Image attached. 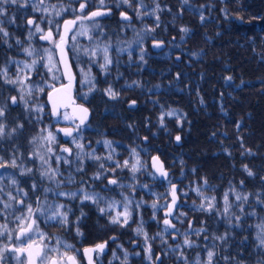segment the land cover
<instances>
[{"label": "trees", "instance_id": "trees-1", "mask_svg": "<svg viewBox=\"0 0 264 264\" xmlns=\"http://www.w3.org/2000/svg\"><path fill=\"white\" fill-rule=\"evenodd\" d=\"M31 2L29 0L26 8L6 6L3 26L10 35L4 37L0 33V68L7 65L10 75L17 71L13 60L30 62L33 58L25 54V47L31 46L38 53L53 47L40 39L42 33L34 31L35 24L45 32L52 28L56 36L57 22L62 32L63 21L74 19L81 13L70 9H78L83 0H44L48 12L33 11ZM156 2L162 10L155 15H144L145 11L154 9V0H144L145 8L140 7L139 0H130L131 7L122 0H105L103 5L100 0H88L85 12H111V15L101 16L95 21L112 45L109 54L113 64L106 74L83 54L81 49L94 48L97 42L102 45L104 41L89 39V35L94 36L96 31L91 27L92 20L80 21L75 31L83 24L89 28V34L77 37L76 50L72 48L71 39L67 46L77 78L75 98L91 112L89 122L81 127L82 139L78 141L84 145L83 151L72 143V138L66 141L56 131L58 127L70 125L61 118L57 123V118L50 114L46 95L50 89L47 85L58 88L66 83L56 53L52 71L47 68H40L39 74L33 71L29 81L37 84L46 82L45 93H34L30 99L32 104L38 97V103L45 105L44 112L40 114L43 119L37 122V113L26 111L22 104L13 106L6 119L8 130L17 124H23V128H19L11 138L0 140V155L5 159L15 156L21 167L31 168L32 172L20 176L18 169L7 168L0 169V175H15L32 201L37 196L43 199L42 189L48 187L66 192L83 188L100 193L107 201L122 202L124 196L132 200L129 205L131 217L126 225L120 226L110 223L109 217L122 211V206L102 214L97 205L89 201L81 204L80 199L70 200L53 192L47 193L49 203H63L73 209L66 227L45 223L43 217L38 221L39 229L54 244L57 239L66 242L63 236L67 235L76 240V228L79 227L83 245L115 237L111 250L112 256L115 252L119 257H113L116 260L124 259L125 251L129 254L127 260H133L147 252L149 255L150 249L153 259L150 264H155L157 256L163 259V264H184L179 256L182 250L188 264H192L197 256L206 261V249L212 248L215 252L213 264H264V249L257 246L256 239L259 225L264 223V203L258 202L264 200V0H189V5L185 6L181 0ZM51 5L56 6L55 10ZM61 7L67 10L56 16ZM121 12L130 19L124 20ZM157 15L159 21L155 18ZM9 18H14L15 22L8 23ZM28 19L35 23L28 25ZM49 20L54 23L49 25ZM181 28H187L189 32L184 33ZM30 29L32 35L29 38ZM141 37L142 43L137 42ZM17 40L21 43L17 44ZM156 42L165 44V49L153 52L151 46ZM120 48L127 51L120 52ZM141 54L144 61L140 60ZM89 70L95 83L92 91L84 82ZM53 76L58 79L54 80ZM229 76L232 77L230 81L226 79ZM109 86L119 93L117 99H110L105 94L104 90ZM6 89H12V86L0 80V90ZM9 94L19 95L14 89L10 93L3 91L4 97ZM173 110L176 116L166 115ZM162 114L163 127L160 121ZM41 128L51 130L57 136V142L49 145L46 141L37 140L32 143L33 137L47 134L41 133ZM177 135L181 137L179 143L175 139ZM105 140L112 142L111 150L105 146ZM49 146L52 152L47 151ZM63 147L71 149V154L63 152ZM133 148L138 157L133 155ZM247 150L254 154H248ZM77 152H81L80 159H77ZM85 153H93L101 159H93ZM109 155L111 160L106 159ZM57 156L62 159L57 161ZM153 156L159 157L166 170L171 172V183L159 181L152 172L150 159ZM137 159L140 170L135 173V179L130 167H116L117 162L122 165L127 160L131 165ZM245 165L253 171V176L244 171ZM49 166L60 173L56 178L62 181L59 189L55 182L40 176V172ZM78 166L82 171H77ZM98 172L103 175L94 179ZM69 178L72 183L67 182ZM110 179L118 181L114 189L110 186L113 185L109 183ZM204 180H207V185ZM33 183L38 187L30 191ZM121 184L124 187H120ZM172 184L176 185L180 203L174 217L184 213L179 219H172L179 230L174 237L169 233L175 230L169 228L165 233V225L162 224L164 205L172 200ZM197 187L204 196L216 197L214 210L199 208L202 202L207 204V201L196 193ZM225 193L233 205L231 222L222 215ZM236 193L247 195L248 201H236ZM105 200L99 207H107ZM137 203L141 205L138 209L135 207ZM153 203L157 204V209L151 207ZM237 203L241 204L243 211L235 206ZM81 209L85 216L76 224ZM236 216L240 217L239 221ZM4 222L0 218V224ZM141 222L147 237L136 232ZM236 224L239 226H234ZM8 225L10 230L16 227L13 217L8 218ZM198 229L206 231L197 236L194 230ZM186 232L195 242L194 246L173 251L177 244L183 245ZM224 235L227 236L224 241L215 239ZM133 242L139 244L132 250ZM14 243L15 233L11 244L7 238L0 237V248ZM4 255L11 256L12 253L5 251ZM8 264H16V261L10 260Z\"/></svg>", "mask_w": 264, "mask_h": 264}, {"label": "snow or ice", "instance_id": "snow-or-ice-1", "mask_svg": "<svg viewBox=\"0 0 264 264\" xmlns=\"http://www.w3.org/2000/svg\"><path fill=\"white\" fill-rule=\"evenodd\" d=\"M88 0H83V2L79 3L78 9H70L71 11H79L82 13V15L74 18V19H65L63 21V31L60 32L59 30V23L57 22V29H56V36L54 37L52 28H49L47 32L44 31L40 27L39 24H35L34 31L36 33H42L40 36V39L46 40L52 44V49L45 48L42 52H37V50L31 46L25 47L23 51L25 54L29 57H33L31 61H16L13 60L12 63L16 65L17 71L14 75L9 74V68L7 65H5L3 68H0V80L3 81V84L5 85H11L12 89H6V90H0V140H3L4 138H11V136L17 132L19 128H23V124H17L16 127L11 128V130H8L6 119L7 116L10 115L11 109L13 106H16L18 104H22L24 106V109L28 112H35L37 113L35 119L37 122H40L43 117L40 115L44 112L45 105L38 103V97L37 101H33L32 104H30V99L33 97L34 93H45V86L44 84L46 82L42 83H35V82H29L31 81V74L33 71H35L37 74H39L40 68H47L49 72L52 71L53 67L55 66L53 64V58L54 54L58 53L60 60L57 63H63L65 66V73L64 75L69 80L68 85H61L59 88L55 87L54 85L48 84L49 91L46 92L47 95V101L51 106V116L57 118V123L59 122L60 118L64 121L69 122V127L65 128H59V132H63L66 137L72 138V143L76 145L78 149L81 150V152L84 149V145L81 143H78L80 139H82L81 133V126L85 124V121L87 120V117L89 115V109L80 105H75V100L71 96V83L74 77L72 76V73L70 71L69 65L67 61L65 60L66 56V46L68 44L69 38L71 41H73L72 48L73 50L77 49L76 40L78 36L81 35H88L89 34V28L85 27L83 24L80 25L78 31H74L75 26L77 25V22L79 20H92L93 25L91 26L95 31L94 36L89 35V39H97L103 40L104 43L101 45L100 42L96 43V46L94 48H83L81 51L85 56L89 57L90 61H94L97 63V66L100 67V69L104 73H108L110 70V66L113 64V60L110 57V49L112 47L111 43L108 42L107 36L103 34V31L101 29V26L98 22L95 21L96 17L105 15V12L97 10L92 11L90 13L85 12V8L87 5ZM105 3V0H100V4L103 5ZM122 3L127 4L129 7H131L130 0H122ZM155 7L151 11H145L144 15H155L156 12L161 11L160 5L156 0H154ZM182 6L189 5V0H181ZM8 5H16L18 8H26L29 6V0H0V33L3 34L4 37H8L10 33L5 29L3 26L5 21L3 17L6 15V6ZM139 5L141 8H145L144 0H139ZM33 11H40V12H48V7L44 6V0H32L31 5ZM51 7L55 10L56 6L51 5ZM64 7H61L59 11H56V16H59L62 12L66 11ZM137 15H140L139 10H137ZM121 16L124 20H129L130 17L127 16L124 12H121ZM156 20L159 21V16L157 15ZM200 19L203 21L204 16L201 14ZM8 23H14V18H9ZM35 22L33 19H28L27 24L33 25ZM49 25L53 24L54 21L49 20ZM156 27H159V24L156 25ZM154 30V29H153ZM181 31L184 33H188L189 29L187 28H181ZM69 33H71V36L69 37ZM32 35V30L29 31V38ZM142 37L139 41V43H142ZM183 39V37H182ZM21 43V41L17 40V44ZM154 46L160 47L161 45L159 43L155 44ZM129 47H131V44H129ZM120 52L127 51L125 48H120ZM129 56H131V53L129 52ZM140 60L144 61V55L141 54ZM43 62V63H42ZM146 62V61H145ZM83 71V69L81 70ZM53 79H58L56 76H53ZM227 80H231L232 77L229 76L226 78ZM85 83H88L89 85V91H92L95 89V83L94 78L91 77L90 70L88 73L85 74ZM137 86H140L138 82H133ZM132 85H128V87H131ZM158 87V86H157ZM15 90L19 95H11L9 94L7 97H4L3 91H8L9 93L12 90ZM105 94L110 99H117L119 96V93L114 91L111 86H109L107 89L104 90ZM135 104V101L132 102V105ZM34 105V106H33ZM130 105V106H132ZM72 108V111L69 112L67 109ZM61 109H64L62 112ZM168 116H176L175 110L167 113ZM163 119L164 115L162 114L160 117L161 126L163 127ZM179 120V117H177ZM237 128H239V125H237ZM41 133H47L46 135H39L36 137H33L32 143H36L37 140L40 141H46L49 145L54 144L57 142V136L49 129L41 128ZM75 133V135H74ZM145 139H147L145 137ZM176 141L179 142L181 140V137L177 135L175 137ZM111 141L105 140L104 144L106 147H108L111 150ZM63 152H68L71 154V149L69 148H62ZM48 152H52V148L49 146L47 148ZM248 154L253 155L254 153L251 152V150H247ZM81 152H77L76 156L77 159L81 158ZM132 153L134 156L138 157V153L136 152V149H132ZM38 155V154H37ZM85 155L90 156L93 159L99 160L101 159L98 156H94L93 153H85ZM40 159L44 161V163H47V160L43 156H40ZM57 161L62 159V157L57 156ZM106 159L111 160L112 156L109 155L106 157ZM154 167L155 171L159 173L161 177L167 178V172L164 170L162 163L159 161V157H153ZM22 163V162H21ZM65 163H68L67 160H65ZM140 161L137 159L135 164H131L129 161H124L121 165L119 162L116 163V167L118 168H124V167H130V171L133 173V179H135V173L138 172L140 169L137 167L139 165ZM156 165H159V167H156ZM101 168L104 167L103 164L100 165ZM18 169L20 176L28 175L32 172L31 168L25 169L18 164L17 159L15 156H13L11 159H5L2 155H0V169ZM77 171H82V168L79 166L77 167ZM244 171L247 173L248 176H253V171L248 168L247 165L244 166ZM60 175V173L49 166L44 171L40 172L41 178H47L49 181L55 182L57 189H59L60 184L62 181L57 180V176ZM102 173H97L94 176V179H100ZM5 180L8 181L7 184H5ZM68 183H72V179L69 178ZM110 184L117 185L118 181L116 179H110ZM171 183V181H169ZM207 180H204V184L207 185ZM243 183V182H241ZM120 187H124V185H119ZM38 185L36 183H33L31 186L30 191H35L37 189ZM142 187H147V185H143ZM44 196L43 199H41L40 196H37L35 201H32L29 198V192L25 190V188L21 185V182L16 178L13 174L8 175H0V218H2L5 222L3 224H0V237H5L9 240L10 244L12 243L13 233H15V242L12 244V246H9L8 244L4 245L3 248H0V264H8L10 260H15L16 264H78L77 250L75 249L74 245L68 244L60 239H57L56 244L54 246H49V243H46V241L49 240V237L39 229L38 221L41 220V217H43V220L45 223H51L53 226L60 225L63 227H66L69 225V214L73 212L72 207L67 206L63 203H49L47 199V193L53 192L55 195L64 196L67 199H80L81 204H83L85 201H89L93 204H96L99 208V211L102 214L111 212L112 210L116 209L118 206H122V211L116 212L115 215H112L109 217L110 223L112 224H119L120 226H124L128 223L129 218L131 217L132 210H130L129 205L132 203V200L128 196H124L123 201H116L111 200L107 201L105 200V197L100 195L98 192H88L85 191L83 188L79 189L78 191H54L52 188H43L42 189ZM176 185L172 184L171 186V194H172V200L170 203H166L164 205L166 211H165V218L163 219V224L165 225L164 232L167 233L168 229H174V233H169L173 237L176 233L179 232L178 229H176L175 224L171 222V219H179V216H183L184 213H179V216H173V208L176 205ZM196 193L198 195H201L204 197V200L207 201V204L201 203L199 205V208L204 211H212L215 209V205L213 204V201H215L216 197L213 196L211 198L204 196L203 192L199 187L195 189ZM186 194V193H185ZM123 195V193H122ZM249 197L247 195H243L240 193L235 194V200L238 202H247ZM102 200H105V203L107 204V207H99L100 202ZM259 203H264V200H259ZM140 203L136 204V208H140ZM232 204L229 201L228 194L225 193L224 195V209L222 215H226L229 222L232 220V213H230V209L232 208ZM236 207H239L241 211H243V207L240 203H237L235 205ZM153 209H157V204L153 203L151 205ZM85 216V213L83 209L80 211V216L76 218V224H79V221L81 218ZM13 217V222L16 224V227L13 229H9L8 225V218ZM122 217V219H121ZM171 218V219H170ZM153 219H155V214L153 215ZM235 219L237 221L240 220L239 216H236ZM234 226H239V224H236ZM77 235H82V233L79 230V227L76 228ZM205 229H198L194 230V234L199 236L202 232H205ZM136 232L138 235H144L147 237V234L144 231L143 223L137 227ZM227 236H217L215 239L224 241L226 240ZM115 239V237H113ZM205 239H207V236H205ZM256 239L258 241V247L261 249H264V223H261L259 225V231L257 233ZM195 244L194 241H192L189 238V233H184V239H183V245L180 244L176 245V248L173 249V251H176L178 249H182V247L191 248ZM106 247V244L101 243L97 244L94 248H85L84 254L88 258V264H93V259L90 253L96 252V253H103L104 248ZM214 247V246H213ZM69 250H71L72 254H69ZM8 251L11 252V256L4 255V252ZM128 252H124V260L122 261V264H127V258H128ZM136 255H139V253H136ZM21 256L24 257V259H21ZM180 259L184 260V264H188V258L186 254L181 250L179 253ZM206 261H202L199 256H197L196 260L192 262V264H213V258L215 256V252L212 248L206 249ZM114 258H119L116 256V253L113 252ZM149 260H152V255L149 249ZM159 259V257H157ZM225 259H228L225 257ZM111 264V262H110Z\"/></svg>", "mask_w": 264, "mask_h": 264}, {"label": "flooded vegetation", "instance_id": "flooded-vegetation-1", "mask_svg": "<svg viewBox=\"0 0 264 264\" xmlns=\"http://www.w3.org/2000/svg\"><path fill=\"white\" fill-rule=\"evenodd\" d=\"M103 12H106V11H103ZM79 22H77V23H79ZM78 25L79 24L76 25L74 30H76ZM69 40H70V38H69ZM69 40H68V44H69ZM108 185H110V184H108ZM110 186H112L111 188L114 189L117 185H110ZM117 190L118 189H116L115 191H117ZM165 211L163 213L164 218H165ZM174 214H173V216H174ZM171 222H172V219H171ZM171 230H174V229H171ZM71 236L72 235H67V236H63V237L65 238L66 243L74 245L75 249L77 250L76 255H77L78 264H88V258L84 254V249L85 248H94L97 244H101V243L106 244V247L104 248L103 253H99V254L96 253V252L90 253V255L92 256V259H93V264H110V262H111V264H122V261L124 259L116 260V259H113V256H112V250H111L112 249V243L114 241H116V238L115 239L111 238L110 240H102L100 242H94V243H91L89 245H83V243L81 241V236L82 235H75L76 236V240H72ZM46 243H49V246H54L55 245L51 238H49V240L46 241ZM138 244H139L138 242H133L132 250L134 248H137ZM69 254H72L71 250H69ZM148 256L149 255H148V252H147L142 257H135L133 260H127V264H150L153 261V259L149 260ZM21 257H23V256H21ZM157 257H159V259H157ZM157 257H155V259H156L155 260V264H163L162 263L163 259L160 256H157Z\"/></svg>", "mask_w": 264, "mask_h": 264}, {"label": "water", "instance_id": "water-1", "mask_svg": "<svg viewBox=\"0 0 264 264\" xmlns=\"http://www.w3.org/2000/svg\"><path fill=\"white\" fill-rule=\"evenodd\" d=\"M103 16V15H102ZM101 16H99V17H96V18H100ZM95 18V19H96ZM76 27V26H75ZM75 29V28H74ZM62 31H63V27H62ZM70 34V33H69ZM68 34V35H69ZM70 36V35H69ZM157 43H159L161 46L160 47H156V46H154L155 44H157ZM165 44H163V43H160V42H156V43H154V44H152V46H151V49H152V51L153 52H155V53H157V52H161V51H163L164 49H165ZM57 57H58V61L60 60V57H59V54L57 53ZM65 60L67 61V63H68V65H69V68H70V71H71V73H72V76L74 77V79L72 80V83H71V96H72V98L75 100V105H80V106H82L81 104H79L78 103V101L75 99V91H76V89H75V87H76V84H77V80H76V78H75V74H74V70H73V67H72V65H71V60H70V56L68 55V50H67V46H66V56H65ZM60 64V68H62V73H63V77L65 78V81H66V83L65 84H63V85H68L69 84V80L66 78V76L64 75V73H65V66H64V64L63 63H59ZM59 88V87H58ZM49 104V103H48ZM49 107L51 108V106H50V104H49ZM83 107H86V106H84L83 105ZM87 108V107H86ZM64 109H61V111H63ZM69 112H71L72 111V108L70 107L69 109H67ZM54 118H56V117H54ZM90 118H91V112H90V110H89V115H88V117H87V120L85 121V124L84 125H86L88 122H89V120H90ZM84 125H82V126H84ZM81 126V127H82ZM59 128H65V127H58L57 129H56V131H57V133H59V134H61V135H63V137H64V140H69L71 137H66L65 135H64V133L63 132H59L58 131V129ZM75 134V133H74ZM153 157H157V156H153ZM152 157V158H153ZM150 159V161H151V169H152V172H154L155 174H156V176L158 177V179H159V181H166V180H168L170 177H171V172H169V171H167L166 170V167H165V164H164V162L162 161V160H160L159 159V161H160V163H162V165H163V168H164V170L167 172V178H164V177H161L160 175H159V173H157L156 171H155V167L153 166L154 165V162H153V159ZM156 167H159V165H156ZM176 196H177V199H176V205L174 206V208H173V214H174V212H175V208H176V206L178 205V203H179V198H178V194L176 193Z\"/></svg>", "mask_w": 264, "mask_h": 264}, {"label": "rangeland", "instance_id": "rangeland-1", "mask_svg": "<svg viewBox=\"0 0 264 264\" xmlns=\"http://www.w3.org/2000/svg\"><path fill=\"white\" fill-rule=\"evenodd\" d=\"M80 15H82V13H79V16H80ZM107 15H111V12H110V11H106L104 16H107ZM79 21H90V20H79ZM79 21H78V22H79ZM77 24H79V23H77ZM74 31H75V30H74ZM69 35L71 36V33H70ZM70 36H69V37H70ZM54 37H55V36H54ZM44 41H45L46 43L48 42V41H46V40H44ZM48 43L52 46V44H51L50 42H48ZM75 78H76V77H75ZM76 80H77V78H76ZM63 111H64V110H63ZM63 111H62V112H63ZM67 111H68V110H67ZM61 119H62V117H61ZM65 122H67V121H65ZM67 123H68V125H69V122H67ZM178 143H179V142H178ZM63 148H65V147H63ZM151 170H152V169H151ZM169 180H170V178H169L168 180H166V181H169Z\"/></svg>", "mask_w": 264, "mask_h": 264}]
</instances>
